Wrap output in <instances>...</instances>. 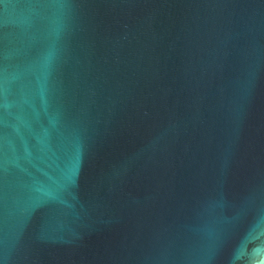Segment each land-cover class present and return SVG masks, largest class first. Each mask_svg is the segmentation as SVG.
Listing matches in <instances>:
<instances>
[{
    "label": "water",
    "instance_id": "95a60500",
    "mask_svg": "<svg viewBox=\"0 0 264 264\" xmlns=\"http://www.w3.org/2000/svg\"><path fill=\"white\" fill-rule=\"evenodd\" d=\"M0 264H264V0H0Z\"/></svg>",
    "mask_w": 264,
    "mask_h": 264
}]
</instances>
